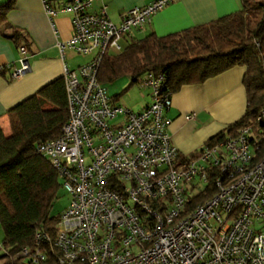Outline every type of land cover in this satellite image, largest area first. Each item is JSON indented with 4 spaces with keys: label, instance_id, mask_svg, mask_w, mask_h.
Returning a JSON list of instances; mask_svg holds the SVG:
<instances>
[{
    "label": "built area",
    "instance_id": "obj_1",
    "mask_svg": "<svg viewBox=\"0 0 264 264\" xmlns=\"http://www.w3.org/2000/svg\"><path fill=\"white\" fill-rule=\"evenodd\" d=\"M176 1L132 8L116 25L103 0H41L49 21L70 16L60 54L92 59L64 65L68 119L57 139L37 146L70 204L53 237L40 230L19 251L20 264H264V158L253 163V128L182 159L168 133L172 94L162 75L140 80L151 99L140 112L117 105L98 82L104 55L122 53L125 36ZM17 51L19 67L0 68L12 81L29 70L27 46ZM210 183L211 197L192 207Z\"/></svg>",
    "mask_w": 264,
    "mask_h": 264
},
{
    "label": "trees",
    "instance_id": "obj_2",
    "mask_svg": "<svg viewBox=\"0 0 264 264\" xmlns=\"http://www.w3.org/2000/svg\"><path fill=\"white\" fill-rule=\"evenodd\" d=\"M13 2L0 7V25ZM21 36L13 33L17 43ZM235 67L245 68V113L204 147L234 138L241 128L250 126L255 164L264 158V119L257 120L264 111V0H249L240 11L205 25L129 42L122 53L104 55L97 79L106 88L127 77L130 88L148 74L162 75V91L173 95L184 86L201 85ZM7 116L10 135L6 136L0 126V264H20L17 254L34 246L38 231L51 237L57 231L59 215L52 216V211L61 182L50 162L37 153V146L57 139L67 122L63 79L43 87ZM211 187L212 183L193 198L192 207L211 197Z\"/></svg>",
    "mask_w": 264,
    "mask_h": 264
},
{
    "label": "crops",
    "instance_id": "obj_3",
    "mask_svg": "<svg viewBox=\"0 0 264 264\" xmlns=\"http://www.w3.org/2000/svg\"><path fill=\"white\" fill-rule=\"evenodd\" d=\"M154 0H103L108 18L119 24L125 11L143 7ZM249 0H178L152 17L143 29H134L124 37L122 45L141 40L150 34L165 37L171 34L208 24L221 17L240 11ZM6 1L0 0V7ZM99 8L98 4L93 10ZM53 24V26H52ZM22 36L18 43L29 51V70L18 80L10 74L0 73V126L6 136L10 135L8 112L35 95L48 84L62 78L63 67L75 70L89 59L67 62L71 51L62 56L59 42H66L72 34L70 16L59 14L49 21L41 0H14L13 7L0 25V68L11 65L18 68L19 54L13 33ZM2 71V70H1ZM244 67H235L201 85L184 86L172 95V106L165 114L170 120L168 133L172 145L182 159L199 152L205 143L229 125L241 119L246 110V92L243 86ZM108 91V90H107ZM109 94V92H108ZM110 96V95H109ZM119 106V97L110 96ZM151 102L149 91L142 105L133 112H140ZM194 114L193 120L186 116Z\"/></svg>",
    "mask_w": 264,
    "mask_h": 264
},
{
    "label": "rangeland",
    "instance_id": "obj_4",
    "mask_svg": "<svg viewBox=\"0 0 264 264\" xmlns=\"http://www.w3.org/2000/svg\"><path fill=\"white\" fill-rule=\"evenodd\" d=\"M66 58H67V62H70L72 58L75 60V62L77 61L79 62L82 59L87 60L88 58L89 59L88 62H90L92 59V55L81 56L72 52V54L68 55ZM129 84H130V80L127 77H124L117 80L111 85H107L106 88L110 96H118L121 94L119 96V104L122 107H125L131 111H135L142 105L144 99L147 97L149 90L147 88L142 87L140 84H135L130 88H128ZM126 89L127 91H124ZM70 200L71 198L69 194L61 189L58 192V199L54 204L52 216L60 215L63 212V210L70 204ZM2 242H3V231L0 226V244H2Z\"/></svg>",
    "mask_w": 264,
    "mask_h": 264
}]
</instances>
